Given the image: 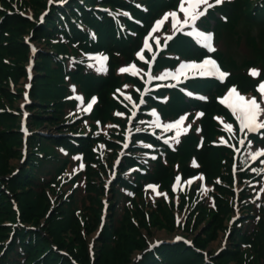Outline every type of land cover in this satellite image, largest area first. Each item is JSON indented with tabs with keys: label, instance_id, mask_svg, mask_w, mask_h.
<instances>
[{
	"label": "trees",
	"instance_id": "1",
	"mask_svg": "<svg viewBox=\"0 0 264 264\" xmlns=\"http://www.w3.org/2000/svg\"><path fill=\"white\" fill-rule=\"evenodd\" d=\"M33 2L35 0H32ZM102 3H119L116 0H100ZM158 0H149L150 4H154ZM162 1V0H161ZM164 3V1H162ZM82 14H86L92 23L93 18L90 14L83 11V8L77 5ZM252 3L249 0H236L235 4L227 8L229 11L230 24L243 22L248 27L257 26L260 29L259 39L261 38L264 44V15L257 16L255 11H251ZM3 20L0 27V79L5 80L11 77H19L24 75L23 71H19L22 67L18 66L13 69L11 66L3 64L4 59L11 57L19 61L23 52H27V47L24 44V34L26 31L25 25L28 23L26 19H22L18 15H8L2 13ZM66 16V15H65ZM55 15H50L46 18V24L41 27H36L35 24H29L31 29H34L36 35L47 34L51 29L56 30ZM234 22V23H233ZM217 23L219 21L217 20ZM93 26L97 30L98 44L97 46H105L109 51H115L122 56H129L128 44L130 40L125 41L118 39L111 22L107 19L95 20ZM70 36H80L87 42L86 33H80L70 27ZM30 29V30H31ZM58 30V29H57ZM46 44L48 41L46 40ZM183 48H188L187 52L193 51L185 41H179ZM49 45V44H48ZM61 47V46H56ZM67 49V45H64ZM260 53V52H259ZM53 54L46 52L40 53L36 60L35 79L32 90L33 110L35 111L30 120L35 123H41L44 118L52 123L56 120L59 111L61 110L60 98L65 91V81L63 70L60 63L53 59ZM45 60V61H43ZM17 70V71H16ZM72 80L81 84L82 88L90 91H97L100 96V104L95 108L94 116L105 121L109 116V110L113 107V103L107 98V93L117 79L109 76L107 79L95 78L93 75L83 74L80 70L71 74ZM1 82L0 92L4 93V98L9 96L8 87L3 86ZM242 87L248 85V80L243 76H238L235 81ZM63 83V84H62ZM44 90V91H43ZM47 90V91H45ZM61 92V93H60ZM42 94V97L38 95ZM178 103L186 106L187 103L182 101L176 95L172 96L171 103ZM172 108V107H171ZM205 112L202 124L206 142L195 150L196 140L192 136L185 139L178 149L177 153L169 154L167 166L161 162L155 165V169L149 177L152 180H157L162 185H166L169 177L172 175V163L174 160L182 159L183 151L189 140L194 144L190 150L194 152L200 162V171L206 174L207 177L221 174L225 180L229 182V170L226 168L224 159L225 151L220 148H213L207 144L209 139L213 138V121L211 118L212 112H220V107L213 101H209L202 106ZM14 118H16L14 116ZM14 118L5 110L0 113V177L10 173L12 167L8 166V160L14 158L16 148L21 145V134L18 130L11 131V124ZM18 128V127H17ZM188 140V141H187ZM56 140L55 137H42L34 134L29 138V168L40 167L44 161H39L37 151L45 154L47 160L54 158L51 155L53 145L66 143ZM68 146V143H66ZM80 147L87 158L92 159V154L87 140H81ZM51 151V153H48ZM216 167V171L214 169ZM62 168L56 172H50L45 177H39L35 181L32 180V172L22 169L19 175L5 182L0 179V223H2L3 215L6 214L9 220H14L15 215L10 209V200L7 193L3 190L2 185H5L13 193V198L17 201L20 216L26 223H31L34 226H41L44 229L27 240L22 237L24 230H16V235L20 236L22 251L27 255V260L33 264H71L68 258L61 257L52 248V244L60 249H66L74 256L80 264H90L88 240L90 233L97 227L99 221V213L101 207L102 181L100 178V170L88 166L86 171V187L84 195L80 194L83 200L81 203V218L75 216L74 210L78 209V203L72 200V197L78 196L82 192V187L73 191L72 197L68 201L63 202V206L57 210L59 213H52L45 217L46 209L49 207V196L45 189L54 191L52 184L56 182V173H59ZM43 173V172H42ZM44 175V173H43ZM224 186H218L217 189L223 193ZM56 190V189H55ZM113 193V191H112ZM216 208L212 209L205 204L197 203V209L194 212H200L195 220L189 222L186 231L194 234L197 228H200V234H194L193 239L198 248L204 249L209 240L217 236V232L223 229V216L231 211L227 198L223 194L216 191ZM75 204V206H73ZM110 209L108 223L103 229L95 247V259L93 264H206L202 254L195 252L191 248L185 247L184 244L168 245L164 244L157 249V258L150 252L142 253V257L136 263L133 262V257L130 256L133 252H142L147 245V239L151 238L152 230L155 228H166V232L174 230L171 214L159 216L155 213L158 209L152 205L146 204L140 193L136 199L132 200V205L122 204L118 206L116 199L110 201ZM192 203L191 206H193ZM160 209V207H159ZM146 210V212H145ZM227 215V214H226ZM225 215V217H226ZM44 217V218H43ZM197 220L201 222L196 223ZM9 229L0 228V240L5 239ZM44 234V235H43ZM264 217L253 226L251 229L234 228L230 236L229 250L222 252L213 259V264H264ZM243 242V249H240L239 243ZM14 242L8 247L3 259L7 260L12 253H15Z\"/></svg>",
	"mask_w": 264,
	"mask_h": 264
},
{
	"label": "rangeland",
	"instance_id": "2",
	"mask_svg": "<svg viewBox=\"0 0 264 264\" xmlns=\"http://www.w3.org/2000/svg\"><path fill=\"white\" fill-rule=\"evenodd\" d=\"M45 3H46V0H35L34 2L32 0H0V27H1L2 20H3V17H1V15L3 13L2 9H11L12 5H21V7H23L22 9H24L25 11H28V14H29L30 11H35L36 13H38L44 8ZM155 16H157V15H155ZM189 17L190 16H187V18H189ZM29 24H32V23L28 22L25 25L26 31H28V30L30 31V29H31ZM229 24H230V19H228V21L225 24L221 25L217 29V32H216L217 33V37H218V47L223 52V54H222L223 61H224L223 64L226 63L227 56L228 55H232V57H234L235 60L239 64L238 67H237L238 70L234 69V68H229V69L232 70V73L234 74L236 72L246 71L245 70L246 69L245 68L246 65L248 63H250V62L251 63L252 62L256 63L257 59H261V60H259V62L257 64L262 62V60H264V53H259V51H258L259 49L264 48V44L259 39L260 29L257 26L248 27L243 22H237V23H235L233 25H229ZM31 34H34L35 41H33V45H35L36 47H43L46 44V40L47 39L53 40L55 38V33L53 34L54 36H52L50 34L36 35V33L34 32V29H33V31H31ZM195 35H196L197 38H199L201 40H205L204 37L206 35L203 32H198ZM207 36H210V35H207ZM155 41H156V39L153 38L152 42L154 43ZM148 48L151 51V47L148 46ZM39 51H42V50H39ZM40 53L41 52H39L34 57L35 61L40 56ZM75 53L77 54L76 51H75ZM20 59L21 60L19 61L16 58H11V57L8 56V58L4 59L3 64H5L7 66H11L13 69H16L18 66L19 67L21 66L22 69L19 70V71L25 72V67H27L29 65V54L27 52H23V54L20 56ZM43 61H45V60H43ZM262 63L264 64V61ZM36 68L37 67H36V64H35L32 67V69H36ZM191 71H192V68H190L189 70L185 71L181 75H184V74L189 73ZM181 75L171 76V81H178L179 78L181 77ZM24 80H25V74L21 75L19 77H11V78L5 79V80H1L0 79V81H3V83H4L2 85L8 87V94H9V96L7 98H4V93L1 94V92H0V111L3 112V110H5L13 118H14V116L16 117V118H14L13 122L10 123L11 124V131H15V130L18 129L17 127H18L19 117H17V116H18L19 112L16 110V107L22 101L21 99L20 100L18 99V94H19V92L21 90V87L23 85ZM0 87H1V82H0ZM83 89L85 91H87L88 93L92 92L89 89H86V88H83ZM45 91H47V90H45ZM38 95H40V97H42L41 93H39ZM125 99H128V98H125ZM116 106L117 105L114 104L113 108H115ZM40 110L41 109L38 108V111H40ZM112 113H113V111L110 112V115H109L110 117L112 116ZM110 117H107V120H109ZM30 122H31V129L32 130H36L37 129V130L44 131V132L52 131V133H55L54 129H56V128L54 126H52L51 124H49V123H46V122L42 123L41 122V123L35 124L32 121H30ZM190 122L191 123H195L196 121L195 120H191ZM147 128L164 130L165 133H166L165 135H168L169 134L168 131L171 128V126L164 127L162 125H159L156 122L154 125H150ZM115 139L121 141V137H119V136L116 137ZM148 139L150 141L156 143V144L158 143V141L155 140V139H152V138H148ZM118 146L119 145L113 144V146H111V148L114 151L115 149H117ZM193 147H194L193 142L191 140H189L188 143H187L186 148L183 151V155H182V159H183V161L185 162L186 165H188V161H189V158H190V155H191V151L190 150ZM139 149H140V151H135V153L142 154L146 150V148H139ZM20 150H21V146H18L16 148V150H15L16 153L13 156L14 158H10L8 160V166L9 167L12 166V165L16 166L20 162V158H21V155H20L21 151ZM37 151H39V150H37ZM48 153H51V151H49ZM161 154L162 153H160L157 156V158H160ZM136 159L137 160L131 162L130 165H135V164L141 163V162H139V161H142L141 159H139V158H136ZM147 159H149L148 162L150 163V166L154 169L155 168V163L157 161H152L150 157H148ZM48 162H51V161L46 160V161L43 162V164L41 166H44ZM215 171H216V167L214 169V172ZM217 176H218L217 174L212 175L210 177L196 176L194 179H192V184H191L192 187L199 190L198 197L202 194L201 187L203 185L208 184L209 187L215 188V190H217V185L214 182V181H217ZM191 185H189V186H191ZM182 187H183V184H182ZM158 193L159 194L152 201H150L149 198H144L145 203L146 204L150 203L152 205V207L155 208L154 210L157 209V205L159 204L160 209L158 207V209L155 211V213L158 214L161 217L164 214L165 215L171 214L172 220H173V227L175 229L176 228L182 229L183 223L177 227L174 224V219L176 218L175 217L176 215L177 216H182L183 205L185 204V201H183V197H180V200L175 201L173 199V197L170 195L171 191H170L168 182H167L166 185H161V187L158 189ZM179 196H180V194H179ZM175 199L177 200L176 197H175ZM176 203H178V205H176ZM196 209H197V206L193 205V210L195 211ZM194 211L191 212L192 216L189 219V222L194 221L195 217L198 216V214L200 213L199 211L198 212H194ZM145 212H146V210H145ZM80 213L78 215H80ZM226 214H225L226 217H228L229 214L228 213H226ZM225 215L223 216V219H222V222L224 224L227 223V221L225 220V218H226ZM7 219L8 218H7L6 214H4L2 221H5ZM196 223H199L198 225H201V222H199V220H197ZM165 229L166 228H159V229L155 228V229H153L151 237L160 238V239L168 238L169 236H167ZM199 229L200 228H197L196 231H199ZM221 240H222V234H219V232H217L216 239L211 241V242H209L207 244L206 250L215 251V250L219 249L221 247ZM135 253H136V251L133 252V254L130 256V258H132Z\"/></svg>",
	"mask_w": 264,
	"mask_h": 264
},
{
	"label": "snow or ice",
	"instance_id": "3",
	"mask_svg": "<svg viewBox=\"0 0 264 264\" xmlns=\"http://www.w3.org/2000/svg\"><path fill=\"white\" fill-rule=\"evenodd\" d=\"M224 0H215L216 4H222ZM187 3L189 7L186 9L184 7V3L182 2L180 4V10L184 12L185 16H191V18L197 19L199 16H202L207 11L206 9L203 12H197L196 9L201 4H207L208 0H187ZM213 5L209 4V7H212ZM175 19L176 13H170ZM187 23V21H185ZM175 27V24L173 25ZM171 39V37H169ZM205 40H210V36H205ZM185 68H192L199 70L201 75H209V74H216L218 69L214 61L212 60H204L202 64H182L180 66L179 72H183ZM123 71V70H122ZM252 76H257L258 72L256 70H252L250 73ZM226 74L220 73L219 78L223 79V77ZM257 91L261 93L262 97H264V82H262L260 85L257 86ZM235 96V100L232 104L229 106L232 108L234 114L237 115V119L239 120L242 130L247 129L249 132L257 131L261 128H264V121H260L259 117L261 114H264V109H261L260 104L257 102L255 98H252L251 100H246L243 96H240L236 93V89H231L229 92V97ZM224 101L222 100L221 103ZM91 106V105H89ZM230 127V126H229Z\"/></svg>",
	"mask_w": 264,
	"mask_h": 264
}]
</instances>
